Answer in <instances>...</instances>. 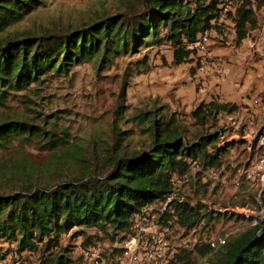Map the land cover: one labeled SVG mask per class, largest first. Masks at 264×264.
<instances>
[{"label":"rangeland","instance_id":"rangeland-1","mask_svg":"<svg viewBox=\"0 0 264 264\" xmlns=\"http://www.w3.org/2000/svg\"><path fill=\"white\" fill-rule=\"evenodd\" d=\"M126 1L130 0H47L45 7L26 15L6 34L18 35L23 30L51 34L65 27H80L123 12ZM237 2L233 0L234 5ZM253 3L258 22L264 24V0ZM233 16L229 15L226 22L232 24ZM218 32H222V36ZM234 42L233 25L224 22L211 35L207 48L209 56L213 45L225 48ZM196 55L176 65L172 62V47L168 43L143 46L139 51L119 55L110 65L99 67L97 63L85 62L73 66L65 74L51 71L42 75L40 83H31L25 90L11 91L0 103V121L37 125L43 131L63 136L66 143L56 152L58 159L56 153L39 149L37 143L14 142L0 153V195L25 187V184L48 188L81 176L84 170L80 166L75 167L61 158L68 152H78L85 166L93 168L101 165L106 150L118 139L120 153L147 148L149 137L142 130L145 123L139 124L133 119L140 111L162 107L163 112L177 114L192 132L195 127L191 125L189 113L201 102L197 96L202 87L201 79L197 81L195 75L209 69V56L204 69L200 70V63L195 62ZM123 85L126 88L122 100ZM260 98L264 103V93ZM238 105L237 111L219 114L216 125L203 130H222L218 142V146L225 148L221 165L204 167L195 162L188 174L173 177L169 199L187 203L198 212L194 225H183L176 216L159 220L168 208L160 202L135 218L139 226L150 224V231L162 239L163 251L171 260L180 256L175 258L174 264H207L222 250L223 239L228 241L253 225L252 220L262 217L264 170L255 169V163L261 155L257 140L264 133V110L256 114L250 104ZM124 131L128 133L123 134ZM226 144L229 146L224 147ZM22 159L31 164L30 177L11 172L2 175V171L18 166ZM205 212H210V216H205ZM134 233L133 228L114 232L110 228L74 226L61 234L58 245L49 251H44L39 244L37 250L21 253L15 242L0 240L3 256L0 264H42L55 254L66 256L69 264H127L122 249L128 236ZM205 251L207 255L202 256Z\"/></svg>","mask_w":264,"mask_h":264},{"label":"trees","instance_id":"trees-1","mask_svg":"<svg viewBox=\"0 0 264 264\" xmlns=\"http://www.w3.org/2000/svg\"><path fill=\"white\" fill-rule=\"evenodd\" d=\"M220 2L130 0L125 2L123 12L80 27H65L51 34L23 30L17 35L6 32L32 11L45 7L47 0H0V103L11 91H22L31 83H40V77L51 71L65 74L85 62L103 67L119 55L139 51L143 46L168 43L174 64L190 61L195 54L191 45L199 33L211 28L219 15ZM253 4L244 0L235 4L233 13H228V18L234 14L236 43L258 26ZM125 88L123 85L121 89L122 100ZM238 108L236 103L215 98L199 102L189 113L191 125L195 127L192 132L177 114L163 112L162 107L140 111L133 119L139 124L145 123L142 130L149 137L147 148L120 153L118 139L106 150L101 165L93 168L85 166L78 152H68L61 158L75 167L80 166L84 170L81 176L48 188L25 184L0 195V240L15 242L19 253L37 250L39 244L44 251H49L58 245L61 234L74 226L127 232L137 216L144 215L150 206L159 202L168 205L159 220L176 216L183 225H194L198 212L187 203L169 199L173 177L188 174L195 162L204 167L221 165L225 148L218 146V142L222 130H203L216 125L219 114H231ZM14 142L37 143L39 149L56 153L65 147L66 140L37 125L0 121V153ZM55 157L58 159L57 153ZM10 172L30 177L31 164L26 159L19 160L18 166L2 171V175ZM261 198L264 205V191ZM204 215L210 216V212ZM207 253L203 252L202 256ZM175 258L180 256L176 255L169 264H174ZM69 263L60 254L42 262ZM207 264H264V212L255 225L225 241L222 250Z\"/></svg>","mask_w":264,"mask_h":264},{"label":"crops","instance_id":"crops-1","mask_svg":"<svg viewBox=\"0 0 264 264\" xmlns=\"http://www.w3.org/2000/svg\"><path fill=\"white\" fill-rule=\"evenodd\" d=\"M217 34L222 36V33ZM257 53H260L259 56ZM208 66V72L195 75L197 81L201 79L202 85L198 93L200 97L197 96L199 101L215 98L250 104L256 114L264 110V103L260 100V95L264 93V24L258 22V26L248 32L240 43L234 42L225 48L213 45Z\"/></svg>","mask_w":264,"mask_h":264},{"label":"built area","instance_id":"built-area-1","mask_svg":"<svg viewBox=\"0 0 264 264\" xmlns=\"http://www.w3.org/2000/svg\"><path fill=\"white\" fill-rule=\"evenodd\" d=\"M243 1L244 0H238L236 4L242 3ZM250 1L253 2L254 0ZM234 10L235 5L233 4V0H221L217 19L212 22L211 28L205 29L199 33L196 41L191 45L195 53H197L195 62L200 63L198 66L200 70L204 69L206 65L205 61L209 56L207 48L211 40V35L215 32L216 27H219L229 19L228 13H233ZM257 145L261 149V155L255 163V169L264 170V133L259 136ZM136 221L135 219V223L132 227L135 233L128 236L122 249V256L127 260V264H169L171 259L163 251L164 243L162 239L154 232L150 231V224L139 226L136 224ZM252 221L253 225H255L258 218ZM224 242L225 239L221 241L222 244ZM15 264H18V262Z\"/></svg>","mask_w":264,"mask_h":264}]
</instances>
